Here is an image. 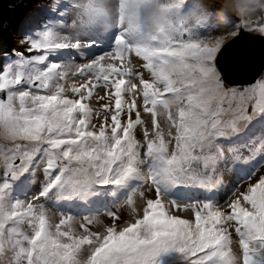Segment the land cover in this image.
Masks as SVG:
<instances>
[{
    "label": "snow or ice",
    "instance_id": "snow-or-ice-1",
    "mask_svg": "<svg viewBox=\"0 0 264 264\" xmlns=\"http://www.w3.org/2000/svg\"><path fill=\"white\" fill-rule=\"evenodd\" d=\"M21 4L0 264H264V0Z\"/></svg>",
    "mask_w": 264,
    "mask_h": 264
},
{
    "label": "water",
    "instance_id": "water-1",
    "mask_svg": "<svg viewBox=\"0 0 264 264\" xmlns=\"http://www.w3.org/2000/svg\"><path fill=\"white\" fill-rule=\"evenodd\" d=\"M34 4V0H23V4H21L20 9L18 11L23 10V8L28 4ZM13 4H20V0H0V14L3 16H15L17 13L11 12V6ZM249 47L253 48L257 53L260 50L261 45H259V42L256 43H250L245 42Z\"/></svg>",
    "mask_w": 264,
    "mask_h": 264
},
{
    "label": "rangeland",
    "instance_id": "rangeland-1",
    "mask_svg": "<svg viewBox=\"0 0 264 264\" xmlns=\"http://www.w3.org/2000/svg\"><path fill=\"white\" fill-rule=\"evenodd\" d=\"M216 1H218L220 5L222 4V6L227 2V0H216ZM199 2H201V1H199ZM234 4H235V1H234L233 5ZM228 10L230 11V14H229L230 16L232 15V16L235 17V16H240L241 15L240 12L237 10V8L235 6L228 8L227 12H228ZM249 15H251V13H245V16H249Z\"/></svg>",
    "mask_w": 264,
    "mask_h": 264
},
{
    "label": "clouds",
    "instance_id": "clouds-1",
    "mask_svg": "<svg viewBox=\"0 0 264 264\" xmlns=\"http://www.w3.org/2000/svg\"><path fill=\"white\" fill-rule=\"evenodd\" d=\"M199 1H201V3H204V4L205 3L206 4H209L210 3V1H207V0H199ZM228 14H230V11L229 10H228ZM256 14H264V9H256L254 12L251 13V15H256ZM251 15H249V16H251Z\"/></svg>",
    "mask_w": 264,
    "mask_h": 264
},
{
    "label": "trees",
    "instance_id": "trees-1",
    "mask_svg": "<svg viewBox=\"0 0 264 264\" xmlns=\"http://www.w3.org/2000/svg\"><path fill=\"white\" fill-rule=\"evenodd\" d=\"M207 1H210V3H219V2L216 1V0H207ZM234 1H235V0H232L233 3H234ZM221 6H222V4H221Z\"/></svg>",
    "mask_w": 264,
    "mask_h": 264
}]
</instances>
